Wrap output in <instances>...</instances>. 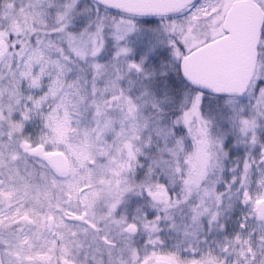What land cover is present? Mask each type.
<instances>
[{"label":"snow or ice","instance_id":"1","mask_svg":"<svg viewBox=\"0 0 264 264\" xmlns=\"http://www.w3.org/2000/svg\"><path fill=\"white\" fill-rule=\"evenodd\" d=\"M0 264H264V0H0Z\"/></svg>","mask_w":264,"mask_h":264},{"label":"water","instance_id":"2","mask_svg":"<svg viewBox=\"0 0 264 264\" xmlns=\"http://www.w3.org/2000/svg\"><path fill=\"white\" fill-rule=\"evenodd\" d=\"M242 23L246 26L247 23H248L247 19L245 18V19L242 21Z\"/></svg>","mask_w":264,"mask_h":264}]
</instances>
